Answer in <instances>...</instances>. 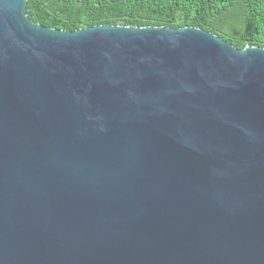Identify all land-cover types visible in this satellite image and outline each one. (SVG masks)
<instances>
[{
	"label": "water",
	"instance_id": "obj_1",
	"mask_svg": "<svg viewBox=\"0 0 264 264\" xmlns=\"http://www.w3.org/2000/svg\"><path fill=\"white\" fill-rule=\"evenodd\" d=\"M0 264H264V47L0 0Z\"/></svg>",
	"mask_w": 264,
	"mask_h": 264
},
{
	"label": "trees",
	"instance_id": "obj_2",
	"mask_svg": "<svg viewBox=\"0 0 264 264\" xmlns=\"http://www.w3.org/2000/svg\"><path fill=\"white\" fill-rule=\"evenodd\" d=\"M31 20L74 31L96 25L200 27L238 48L264 47V0H27Z\"/></svg>",
	"mask_w": 264,
	"mask_h": 264
}]
</instances>
